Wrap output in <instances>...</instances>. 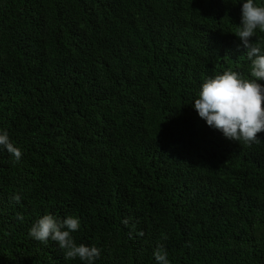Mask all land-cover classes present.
Instances as JSON below:
<instances>
[{"label": "trees", "instance_id": "1", "mask_svg": "<svg viewBox=\"0 0 264 264\" xmlns=\"http://www.w3.org/2000/svg\"><path fill=\"white\" fill-rule=\"evenodd\" d=\"M244 2L0 0V131L22 152L0 147V264H84L29 236L45 214L79 218L95 264H264V132L230 141L194 109L206 77L251 78Z\"/></svg>", "mask_w": 264, "mask_h": 264}, {"label": "clouds", "instance_id": "2", "mask_svg": "<svg viewBox=\"0 0 264 264\" xmlns=\"http://www.w3.org/2000/svg\"><path fill=\"white\" fill-rule=\"evenodd\" d=\"M264 32V6L246 0L241 7V23L235 36L246 49L250 61V77L227 70L222 74L206 77L200 85L194 109L207 126L221 132L227 140L251 145L259 143L258 134L264 132V49L253 42L256 31ZM0 147L19 161L21 150L10 140L7 131H0ZM19 202L20 197H13ZM23 219V217H19ZM80 228V220L67 216L58 220L45 214L29 229V236L41 243L56 242L65 259H79L84 264H95L100 249L95 246L77 245L72 233ZM156 264H169L167 253L158 248L154 252Z\"/></svg>", "mask_w": 264, "mask_h": 264}]
</instances>
